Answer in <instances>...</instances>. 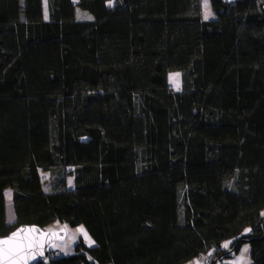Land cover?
<instances>
[{"label":"trees","instance_id":"1","mask_svg":"<svg viewBox=\"0 0 264 264\" xmlns=\"http://www.w3.org/2000/svg\"><path fill=\"white\" fill-rule=\"evenodd\" d=\"M108 3L79 0L80 21L72 0L48 18L0 0V238L58 222L95 241L40 264H224L245 244L264 264V0H212L209 21L200 0Z\"/></svg>","mask_w":264,"mask_h":264},{"label":"water","instance_id":"2","mask_svg":"<svg viewBox=\"0 0 264 264\" xmlns=\"http://www.w3.org/2000/svg\"><path fill=\"white\" fill-rule=\"evenodd\" d=\"M35 228L36 232L21 233V236L13 244L8 245L13 250V254L4 260L3 264H40L47 261L49 250L58 242L67 239V229L57 230L42 229L38 226H20L8 236L0 238L7 239L20 229ZM55 232L56 235L50 233Z\"/></svg>","mask_w":264,"mask_h":264},{"label":"crops","instance_id":"3","mask_svg":"<svg viewBox=\"0 0 264 264\" xmlns=\"http://www.w3.org/2000/svg\"><path fill=\"white\" fill-rule=\"evenodd\" d=\"M72 2L74 3V4H77V3H79V0H72ZM45 5V4H44ZM45 17L47 18V15H46V11H45ZM41 172V171H40ZM41 174V173H40ZM45 191V190H44ZM45 193L46 194H50V192H47V191H45ZM5 200H6V221H7V223L8 224H13V223H15V221H16V215H15V210H14V204H13V191H12V189L11 188H8L6 191H5ZM262 214L264 215V211L262 212ZM80 227V226H79ZM79 227H76V228H70L71 230H76V232H77V236L75 237L76 238V240L74 239V240H68L67 241V239L65 240V241H63V242H58L57 244H56V246L58 247V246H60V247H62L64 244H66V243H70V245L68 246V248L65 250V249H62L61 250V253H62V255L63 256H70V255H73L74 253H75V247H76V244L78 243V241L80 240V238H82L84 241H85V243H88L86 240H85V238H84V236L83 235H81L78 231H77V229L79 228ZM84 228V227H83ZM85 229V228H84ZM86 230V229H85ZM68 231V230H67ZM86 232H87V230H86ZM251 233V228L250 227H247L246 229H245V231H244V234L245 235H248V234H250ZM76 234V233H75ZM87 234H88V232H87ZM68 236H69V231H68V235H67V238H68ZM88 236L91 238V236L88 234ZM91 240L92 241H94L92 238H91ZM225 244H227V247H224V245ZM231 244H232V240H228V241H226L225 243H223V249H228L230 246H231ZM88 248H92V247H94L95 246V241H94V243L91 245V246H89V245H86ZM245 248H247V252H243V250L245 249ZM213 250H210V251H208L207 253H205V254H202V255H200V256H198L197 258H195V259H193V260H191V261H189V262H187V263H185V264H197V262H199V264H205V261H206V256H208V255H213ZM241 255H243V262H242V264H254L253 263V261H252V259H251V247H250V245L249 244H245L242 248H241V250H240V252H239V254H237L236 256H235V258L234 259H232L231 261L233 262V264H239V262H238V257H240Z\"/></svg>","mask_w":264,"mask_h":264},{"label":"rangeland","instance_id":"4","mask_svg":"<svg viewBox=\"0 0 264 264\" xmlns=\"http://www.w3.org/2000/svg\"><path fill=\"white\" fill-rule=\"evenodd\" d=\"M200 1H201V7H202V14H203V18H204L205 17V12H206V9L204 7V0H200ZM44 4H45L46 15H47V18H48L47 0H44ZM114 5H115V0H111V4L108 3L109 7L113 8ZM208 10H210L211 15H209L207 19L204 18V20L209 21V20L217 19V13H216V11L213 8L212 0H208ZM76 16H77V19L80 20V21L92 20L91 14L89 12H87V11L82 10L78 6V3H77V8H76ZM89 17H90V19H89ZM175 73H179L180 74V76H179V83H180L179 90H177L175 88V86L172 83H170V80H169V84L173 88V90L180 91V90H182V74H181V72H178V71L172 72V73L169 74V77H170L171 74H175ZM67 171L70 173V175L67 177V188L69 190H73L74 189V175H73L74 168L73 167H68ZM40 173H41L43 189L45 191H47V192H51V189H52V176H51V173L50 172H45L43 170H41ZM64 226H65L64 224H61V223L57 222V223H53V224L49 225L48 227H46V229L47 230H57V229L64 228ZM66 226H67V230L69 231V236L67 238V241L68 240H74V239L76 240L75 237L77 236V233L75 234V232L70 229L71 227H69L68 225H66ZM80 239H82V238H80ZM84 244L85 245H89V243H85V241H84ZM69 245H70V243H66L62 247L58 246L57 249H60V250L65 249L66 250Z\"/></svg>","mask_w":264,"mask_h":264},{"label":"snow or ice","instance_id":"5","mask_svg":"<svg viewBox=\"0 0 264 264\" xmlns=\"http://www.w3.org/2000/svg\"><path fill=\"white\" fill-rule=\"evenodd\" d=\"M109 3L111 4V0H109ZM204 7L206 9L205 12V19L208 18L209 15H211L210 10H208V0H204ZM90 19V17H89ZM179 73L171 74L169 77L170 83H172L177 90L180 88V83H179ZM67 229V226H64V230ZM37 230L35 228H30V229H20L16 233H13V235L7 239L0 240V264H3L4 260L7 259L9 256L13 254V250L7 247L10 244H13L17 241V239L21 236V233H30V232H36ZM77 231L84 236L85 240L89 243L91 246L94 241L91 240V238L88 236L86 230L83 228V226H80ZM51 235H56L57 233L52 232L50 233ZM55 246V245H53ZM224 247H227V244L224 245ZM243 252H247V248L243 250ZM239 264H242L243 262V255L237 258ZM199 264V262H197Z\"/></svg>","mask_w":264,"mask_h":264},{"label":"built area","instance_id":"6","mask_svg":"<svg viewBox=\"0 0 264 264\" xmlns=\"http://www.w3.org/2000/svg\"><path fill=\"white\" fill-rule=\"evenodd\" d=\"M61 256H63L61 253V250L57 249V246L55 245L54 247H52L49 250L47 260H53V259L59 258ZM211 258H212V255L206 256L205 264H211ZM224 264H233V262L231 260H229V261L225 262Z\"/></svg>","mask_w":264,"mask_h":264},{"label":"bare ground","instance_id":"7","mask_svg":"<svg viewBox=\"0 0 264 264\" xmlns=\"http://www.w3.org/2000/svg\"><path fill=\"white\" fill-rule=\"evenodd\" d=\"M73 231H74L75 233H77L76 230H73Z\"/></svg>","mask_w":264,"mask_h":264}]
</instances>
